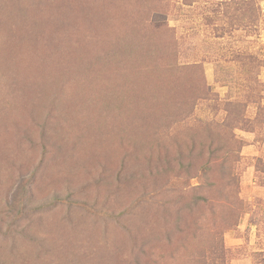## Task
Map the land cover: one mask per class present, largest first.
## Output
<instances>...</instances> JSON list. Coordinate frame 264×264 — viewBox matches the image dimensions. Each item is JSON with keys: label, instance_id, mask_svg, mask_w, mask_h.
I'll use <instances>...</instances> for the list:
<instances>
[{"label": "rangeland", "instance_id": "1", "mask_svg": "<svg viewBox=\"0 0 264 264\" xmlns=\"http://www.w3.org/2000/svg\"><path fill=\"white\" fill-rule=\"evenodd\" d=\"M47 2L0 10L49 9L40 42H89L110 78L68 49L44 85L0 69V264H264L242 196L249 166L264 186V0H75L76 28ZM251 208L249 248L229 233Z\"/></svg>", "mask_w": 264, "mask_h": 264}, {"label": "trees", "instance_id": "2", "mask_svg": "<svg viewBox=\"0 0 264 264\" xmlns=\"http://www.w3.org/2000/svg\"><path fill=\"white\" fill-rule=\"evenodd\" d=\"M46 4L52 6L53 12L63 18L62 21L66 25L74 28L77 27V15L72 12L75 0H68L66 6L56 4L54 0H50V2H47ZM40 7L41 6L36 3L33 7L24 10L17 9L15 20H12V22L2 17L4 16L2 12H4L3 10L5 8L0 10V69L8 70L10 75H17L18 78L30 73L33 79L38 81L40 85H44L49 82L51 69L54 67L52 64L47 63L48 60H46V58L55 55V53L61 55L64 50L67 51L68 49L65 56L61 55L62 59L56 60L61 67L67 70L72 69L68 68V65L71 61V51H74L76 54H81L80 58L88 65V67L95 69V71H100L99 75H107L110 78L111 67L106 64V62H109V58L103 60L100 56L88 54L91 45L89 42H85L77 37L74 38L69 35H65L60 41L48 39L45 42H40L41 40L38 35L39 29L44 25L55 26L56 24V18L52 16V12H50L49 9H46L39 14L37 13ZM28 9H32V11L28 15L27 22L26 13ZM27 23L28 25L26 27L20 26L21 24L25 25ZM60 55L58 58H60ZM77 65L79 71L82 62L79 61ZM104 65L109 69L108 72L104 71ZM76 66L74 67L75 69ZM137 66L138 65L134 68L132 67L134 77L137 79L147 72L158 74L152 67H147L142 70L143 68L137 69ZM19 80L24 84L27 82L20 78ZM162 83L164 86L166 85L165 82L162 81Z\"/></svg>", "mask_w": 264, "mask_h": 264}, {"label": "crops", "instance_id": "3", "mask_svg": "<svg viewBox=\"0 0 264 264\" xmlns=\"http://www.w3.org/2000/svg\"><path fill=\"white\" fill-rule=\"evenodd\" d=\"M242 196L245 199H248L250 202L255 201L256 198H264V186L258 185L256 183L255 169L252 166L247 167V171L245 172V180L242 183ZM257 220L258 218L256 212L251 208V210L244 216L242 223L236 230L231 231L229 233V236L232 238V240L245 242L249 248H252L253 245H255V239H260L262 237V225H259ZM246 229H249V235L254 233L255 236L251 235L249 240H247V236L245 234ZM256 235L258 236V238L256 237ZM251 261H249L248 264H254ZM239 262L240 261H237V263Z\"/></svg>", "mask_w": 264, "mask_h": 264}, {"label": "bare ground", "instance_id": "4", "mask_svg": "<svg viewBox=\"0 0 264 264\" xmlns=\"http://www.w3.org/2000/svg\"><path fill=\"white\" fill-rule=\"evenodd\" d=\"M18 42V41H17ZM13 44V43H12ZM18 46H20V45H18ZM73 55H74V52H73ZM76 55V54H75ZM72 56V55H71ZM76 57V56H75ZM85 70H87V69H83V71H85ZM90 79V78H89ZM149 80V79H148ZM148 83V82H147ZM98 88V87H97ZM152 90H154V89H151V91L150 92H152ZM149 92V91H148ZM154 92V91H153ZM152 92V93H153ZM102 134V133H101Z\"/></svg>", "mask_w": 264, "mask_h": 264}]
</instances>
